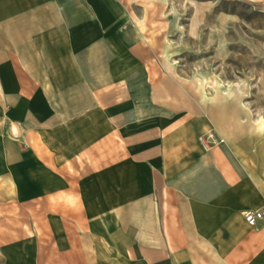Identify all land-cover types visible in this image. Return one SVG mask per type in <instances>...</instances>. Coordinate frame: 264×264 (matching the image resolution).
I'll use <instances>...</instances> for the list:
<instances>
[{
  "label": "crops",
  "instance_id": "1",
  "mask_svg": "<svg viewBox=\"0 0 264 264\" xmlns=\"http://www.w3.org/2000/svg\"><path fill=\"white\" fill-rule=\"evenodd\" d=\"M119 12L0 0V197L46 238L35 264H264V221L243 217L264 186L238 148L202 147L203 116L149 78Z\"/></svg>",
  "mask_w": 264,
  "mask_h": 264
},
{
  "label": "rangeland",
  "instance_id": "2",
  "mask_svg": "<svg viewBox=\"0 0 264 264\" xmlns=\"http://www.w3.org/2000/svg\"><path fill=\"white\" fill-rule=\"evenodd\" d=\"M114 2L124 18L122 39L140 49L149 78L172 79L178 95L203 116L208 133L199 139L202 147L238 148L264 186V0ZM113 41L135 68L133 57ZM0 130V138L15 135L5 124ZM27 222L24 207L0 197V264H35L36 256L43 257L46 238L35 240Z\"/></svg>",
  "mask_w": 264,
  "mask_h": 264
},
{
  "label": "built area",
  "instance_id": "3",
  "mask_svg": "<svg viewBox=\"0 0 264 264\" xmlns=\"http://www.w3.org/2000/svg\"><path fill=\"white\" fill-rule=\"evenodd\" d=\"M243 217L248 226L254 227L257 222L264 220V211L245 212Z\"/></svg>",
  "mask_w": 264,
  "mask_h": 264
},
{
  "label": "bare ground",
  "instance_id": "4",
  "mask_svg": "<svg viewBox=\"0 0 264 264\" xmlns=\"http://www.w3.org/2000/svg\"><path fill=\"white\" fill-rule=\"evenodd\" d=\"M222 84V83H221ZM225 87V86H224ZM202 98L204 99V101L206 102V103H208V102H210V101H212V99L211 98H208L205 94L204 95H202ZM262 128H264V127H261V131H264V129H262Z\"/></svg>",
  "mask_w": 264,
  "mask_h": 264
}]
</instances>
